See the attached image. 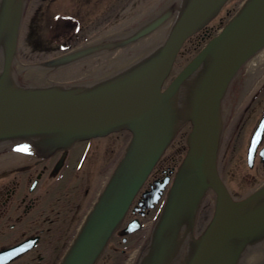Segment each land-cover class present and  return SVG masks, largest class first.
I'll return each mask as SVG.
<instances>
[{
	"label": "water",
	"instance_id": "obj_1",
	"mask_svg": "<svg viewBox=\"0 0 264 264\" xmlns=\"http://www.w3.org/2000/svg\"><path fill=\"white\" fill-rule=\"evenodd\" d=\"M28 1L0 0V150L16 147L41 159L81 139L123 128L133 134L62 264L96 263L145 179L189 122L188 151L135 264L264 261V185L235 201L217 166L229 90L264 49V0H246L164 90L185 40L228 0H147L78 50L25 60L18 58L17 44ZM117 33L123 36L107 40ZM210 190L216 194L214 215L195 239Z\"/></svg>",
	"mask_w": 264,
	"mask_h": 264
},
{
	"label": "flooded vegetation",
	"instance_id": "obj_2",
	"mask_svg": "<svg viewBox=\"0 0 264 264\" xmlns=\"http://www.w3.org/2000/svg\"><path fill=\"white\" fill-rule=\"evenodd\" d=\"M74 1V10L70 15L76 19L75 22L80 25L82 23L85 30L89 14L93 13V23L110 7L116 9L115 4L123 5L130 0ZM101 7L104 11L99 13ZM113 15L116 16L115 10L104 18L108 21L107 17ZM37 17L40 20L38 15H34L33 19ZM39 25L36 22L31 25L35 49L48 53L58 52L59 49L53 51L57 47L50 48L41 44V32H44ZM204 33L208 35V30L205 29ZM74 36L71 33L69 38ZM243 88L242 85L235 87L239 94L231 96V105L228 102L229 94L227 95L225 104L230 106L231 111L229 118H225L219 155V171L226 185L236 181V184L239 182L250 188L248 193L242 192L241 195L232 194L229 189L237 199L250 195L264 184V125L262 129L259 128L264 118V73L261 76L259 72L245 91ZM242 92H245L244 95ZM258 129L259 140L250 161V147ZM126 134L129 135L128 139ZM130 138L128 131H119L105 137L79 140L68 150L58 151L41 159L29 157L15 148H4L0 152V264H62ZM185 141L180 138L179 143L173 141L168 147L131 206L127 219L97 264H114L112 258L115 253L125 254L131 251L132 236L140 232L144 233L143 238L147 241L161 213L163 200L148 207L144 195L165 180L168 181L166 188L170 189L182 159L181 151L186 148ZM235 150L240 156V166L234 162ZM253 185L257 186L251 189L250 186ZM135 219L139 220L141 227L126 235V226ZM109 248L111 253L106 256ZM259 263L264 264V261Z\"/></svg>",
	"mask_w": 264,
	"mask_h": 264
},
{
	"label": "rangeland",
	"instance_id": "obj_3",
	"mask_svg": "<svg viewBox=\"0 0 264 264\" xmlns=\"http://www.w3.org/2000/svg\"><path fill=\"white\" fill-rule=\"evenodd\" d=\"M122 1V0H121ZM124 1V0H123ZM122 1V2H123ZM127 1V0H126ZM147 0H130L127 2H124L119 4H115V8L110 7L103 16H101L98 20H95L93 23H91L94 19L93 13L89 14L88 23H85L87 28L84 31L80 32V24L75 22L74 19H72L70 16V11L74 10L72 7H74L73 2L74 0H29L26 9H25V17L22 24L21 32H20V38H19V58L25 59V60H41V59H50L58 54H62L64 51H58V49H61L62 47H66L70 49L72 46L76 47L81 45L84 42L90 41L91 39H95L100 34L117 24L123 17H125L129 12L146 2ZM245 0H230L221 14L215 19L213 22L209 24L206 30H208V33L210 34L204 42H201L203 33H201L198 37L194 36L191 39V43H188L180 53V56H178V59L175 64L174 71L172 72V76L176 75L187 63L190 61V59L195 56V54L202 49V46L206 43L208 38L215 36L220 32V30L223 28V26L231 19V17L239 10L241 5L244 3ZM116 16L114 17H107L108 21L105 16H109L110 14L114 13ZM104 11V8H100V12L102 13ZM38 15L40 20H38V17L34 20L33 16ZM104 19V22L102 20ZM34 22L39 24H42L43 26H40L43 30V35L48 37L49 39H46L44 36V39L41 41V44L43 46H48L50 48H56L53 51L58 52H42L38 51L35 52L33 50L32 44H30V41L32 40L31 35V25H34ZM90 24V25H89ZM81 28V27H80ZM79 29V31H77ZM74 33L75 36H78V39L69 38L70 34ZM67 49V50H68ZM252 82V81H251ZM250 82V84H251ZM235 86V85H234ZM233 86V87H234ZM238 89V88H237ZM238 90H233L231 88L229 92L228 99L231 98V96L234 93H238ZM239 94V93H238ZM189 131V128H185V130L182 132V135H186ZM126 138H129V135L126 134ZM179 143V141H178ZM237 146V141H235V147ZM239 149V147H238ZM233 152V151H232ZM239 153H237V150L234 151L233 157L234 162L238 164L239 161ZM239 165V164H238ZM240 166V165H239ZM234 168H236V164H234ZM257 170V169H256ZM257 185L250 186L251 189L255 188ZM232 193L241 195L242 192L248 193L250 188L248 185L240 184L239 182L236 184V181L233 182V184L229 185ZM244 193V194H246ZM238 195V196H239ZM213 214V200L212 198L208 197V199L205 201L203 210L199 215L198 224H197V231L198 234L203 230V228L206 227L208 224V221L212 217ZM144 237V233L140 232L139 234L132 236V249L131 251L126 252L125 254H122L121 252L115 253L114 257L112 258L113 261H115L114 264H128L129 260L132 259L135 263V260L137 258L139 249L141 247L142 241ZM124 246V244H123ZM125 248V246H124ZM126 248H128L126 246ZM111 248L107 250V255H110ZM112 256V255H111ZM110 257V256H109ZM112 261V262H113ZM131 261V260H130Z\"/></svg>",
	"mask_w": 264,
	"mask_h": 264
},
{
	"label": "bare ground",
	"instance_id": "obj_4",
	"mask_svg": "<svg viewBox=\"0 0 264 264\" xmlns=\"http://www.w3.org/2000/svg\"><path fill=\"white\" fill-rule=\"evenodd\" d=\"M227 4H225L222 8H221V10H220V12L216 15V17L215 18H213L212 20H211V22H213L215 19H217V17L221 14V12L223 11V9L225 8V6H226ZM26 9V8H25ZM70 12H73V10L72 11H70ZM24 17H25V10H24V13H23V16H22V22L24 21ZM210 22V23H211ZM207 28V27H206ZM90 29V28H89ZM222 30V29H221ZM221 30H220V32H221ZM21 31V30H20ZM82 31H84V25L81 23V28H80V31H79V33L80 32H82ZM203 32H205L204 31V29L202 28L199 32H197V33H195L194 35H192L190 38H188V39H186L185 40V42L183 43V45H182V47H181V49H180V51L178 52L179 54L177 55V57H176V60H175V62H174V64H173V67H172V71H171V73H170V76L169 77H175V76H177L183 69H184V67L191 61V60H193L194 59V57L208 44V42L210 41V40H212L214 37H216L218 34H216L215 36H213V37H210V38H208V40L206 41V43L202 46V49L200 50V51H198L196 54H195V56H193L191 59H190V61H188V63L176 74V75H174V76H172V72L174 71V68H175V64H176V61H177V59H178V56H180V53L182 52V50H183V48L188 44V43H191V39H192V37H194V36H199L201 33H203ZM210 34H208V35H205V33L203 34V38H204V40H201V42H204L205 40H206V38L209 36ZM41 36H42V38L44 39V35L42 34V32H41ZM49 37V36H48ZM48 37H46L45 36V38L46 39H49ZM19 38H20V33H19ZM73 39H77V40H79L78 39V36H74L73 38H71V40L70 41H72ZM90 41H92V39L90 40ZM90 41H88V42H84V43H82L81 45H80V47H83L84 45H86L87 43H89ZM30 44H32V47H33V50L35 51V52H38L36 49H35V46H36V43L33 41V38H32V40L30 41ZM38 47H41L40 45L38 46ZM18 48H19V40H18V44H17V55H18V58H19V52H18ZM75 50H78V48H76V47H71L68 51H65V52H63V54H69V53H71V52H73V51H75ZM57 56H61V55H57ZM53 58H56V56L55 57H53ZM53 58H50V59H53ZM48 59V58H47ZM264 49L261 51V52H259L256 56H254L251 60H249L242 68H241V70H240V72L238 73V75L235 77V79H234V81H233V83H232V86L231 87H233L234 85V87L233 88H235L236 86H243L244 88H243V90L245 89V88H247L249 85H250V82L252 81V79L254 78V77H256L257 75H258V73L260 72V75L262 76L263 75V73H264ZM169 83L170 82H164V85H169ZM166 86V87H167ZM165 88H163V90H164ZM231 89V88H230ZM245 91V90H244ZM244 93L245 92H242L241 94H243L244 95ZM240 97V96H239ZM230 101L232 102V100H231V98H229L228 99V102H229V104H230ZM227 102V101H226ZM231 105V104H230ZM229 111H231L230 110V106L229 105H227V106H225V110H224V114H223V120H224V118H229V116H228V114H229ZM225 121H226V119H225ZM224 121V129H225V125H226V122ZM189 128V131L187 132V134L186 135H182V132L185 130V128ZM224 129H223V134H222V138H221V145H222V142H223V136H224ZM119 131H121V132H129L130 134H131V138H130V141H131V139H132V136H133V134H132V132L129 130V129H125V128H123V129H120V130H116V131H112V132H110L109 134H111V133H116V132H119ZM192 131V124L189 122V123H186V124H184L180 129H179V131L177 132V134L175 135V137L173 138V140H172V142L171 143H173V141H179L180 140V138L182 139V138H184V140H186L185 142H186V148H184L182 151H181V154H182V159H181V161L179 162V165H178V167H177V169H176V172H177V170H178V168H179V166L181 165V163H182V161H183V159H184V157H185V155H186V153H187V151H188V148H189V145H188V136H189V134H190V132ZM108 135V134H107ZM106 135H102V136H93V137H89V138H86V139H90V138H97V137H105ZM81 140H84V139H81ZM79 141V140H78ZM130 141H129V143H130ZM77 142V141H76ZM76 142H74V143H72L69 147H65V148H60L58 151H62V150H68L70 147H72ZM184 142V143H185ZM129 143L127 144V146L125 147V149H124V152L126 151V149L128 148V145H129ZM171 143H170V145H171ZM169 145V146H170ZM168 149V148H167ZM4 149H1L0 150V152L1 151H3ZM15 150V149H14ZM17 151V150H16ZM19 151V150H18ZM57 151V152H58ZM167 151V150H166ZM165 151V152H166ZM220 151H221V146H220V150H219V155H220ZM19 152H21V151H19ZM124 152H123V154H124ZM165 152H164V154H165ZM23 153V152H22ZM56 153V152H55ZM25 154V153H24ZM54 154V153H53ZM122 154V155H123ZM163 154V155H164ZM27 155V154H26ZM50 155H52V154H50ZM50 155H48V156H50ZM163 155L161 156V158L163 157ZM29 156V155H28ZM48 156H45V157H43V158H46V157H48ZM29 157H31V156H29ZM160 158V159H161ZM160 159H159V161H160ZM158 161V162H159ZM158 162L156 163V165L158 164ZM156 165L153 167V169L151 170V172L149 173V175L147 176V178L145 179V181H144V183H143V185H142V187L139 189V191H138V193H137V195L135 196V198L133 199V201L131 202V204H130V206H129V208H128V210H127V212H126V214H125V216L123 217V219H122V221H121V223L119 224V226L117 227V229L113 232V234H112V236L110 237V239H109V241L107 242V245L105 246V249H104V251L107 249V247L109 246V244L111 243V241H112V239H113V237H114V235L117 233V231L121 228V226L123 225V223L125 222V220L127 219V216H128V213H129V210H130V208H131V206L133 205V203H134V201L136 200V198H137V196L139 195V193L141 192V190H142V188L144 187V185L146 184V182L148 181V179L150 178V176H151V173H152V171L154 170V168L156 167ZM217 166H218V173H219V177L221 178V180H222V182H223V184L225 185V187L227 188V191L229 192V194L231 195V197L235 200V201H239V200H242V199H237L235 196H233L232 194H234V193H232L231 194V192H230V187H229V185L227 186L226 185V182L223 180V178H222V176H221V174H220V171H219V156H218V164H217ZM176 174V173H175ZM167 183H168V181L166 180V181H164V183H162V184H159V185H157L156 186V188H154L151 192H149V193H146L145 195H144V198L146 199V205L148 206V207H151V206H153V204H154V202H159L161 199H163V197H164V194H165V191H166V186H167ZM264 184H262V185H260V186H258V188H260L261 186H263ZM229 187V188H228ZM257 188V189H258ZM230 189V190H229ZM257 189H255V190H257ZM254 190V191H255ZM253 191V192H254ZM102 192V191H101ZM101 194V193H100ZM248 196V195H247ZM99 197H100V195H99ZM208 197H210V198H212V200H213V214H212V217L210 218V220L208 221V224L206 225V227L205 228H203V230L198 234V231H197V229H196V227H197V224H198V219H199V215H200V213L202 212V210H203V206H204V203H205V201L208 199ZM215 197H216V194H215V192H213L212 190H210V191H208L206 194H205V196H204V198H203V201H202V205H201V209H200V212H199V214H198V217H197V220H196V226H195V231H194V234H193V237L195 238V239H199V237L205 232V230H206V228L208 227V225H209V223L211 222V220H212V218H213V215H214V205H215ZM245 198V197H244ZM99 199V198H98ZM98 201V200H97ZM96 204V203H95ZM145 205V206H146ZM95 206V205H94ZM93 209V208H92ZM92 211V210H91ZM90 211V212H91ZM90 212H89V214H90ZM89 214L87 215V217L89 216ZM87 217H86V219H87ZM85 219V220H86ZM85 222V221H84ZM84 224V223H83ZM130 227L132 228V227H134V228H136V230L135 231H137L140 227H141V224L139 223V220H137V219H135V220H133V221H131L127 226H126V228H125V233H126V235H129V234H132V233H134L135 231H132V229H130ZM104 251L102 252V254L100 255V257L98 258V260L96 261V263L95 264H97V263H99V261L101 260V257H102V255H103V253H104ZM131 260V261H130ZM129 260V262H128V264H135L134 263V261L132 260V259H130ZM136 261V260H135Z\"/></svg>",
	"mask_w": 264,
	"mask_h": 264
}]
</instances>
